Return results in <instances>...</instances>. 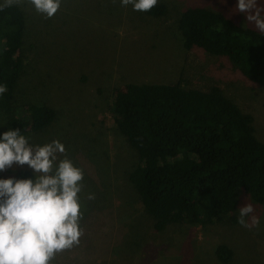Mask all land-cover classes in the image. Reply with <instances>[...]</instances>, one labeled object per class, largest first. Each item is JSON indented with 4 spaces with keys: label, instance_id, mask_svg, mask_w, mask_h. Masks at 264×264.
Listing matches in <instances>:
<instances>
[{
    "label": "rangeland",
    "instance_id": "1",
    "mask_svg": "<svg viewBox=\"0 0 264 264\" xmlns=\"http://www.w3.org/2000/svg\"><path fill=\"white\" fill-rule=\"evenodd\" d=\"M160 3L166 12L154 16L122 7L119 0H62L51 18L38 13L29 0L17 3L27 25L16 104L46 103L57 112L49 127L26 137L32 145L62 142L95 194L94 200L86 196L94 208L86 226L93 225L91 231H85L83 244L58 253L55 264H224L215 255L221 243L233 252L226 264H264V222L249 230L236 219L245 203H252L260 216L264 206L243 189H238L232 217L157 232L129 182L128 171L138 159L110 111L114 91L128 83H179L201 90L216 85L252 115L255 135L264 141V86L248 81L224 56L185 49L178 19L189 6H205L254 25L235 11V0ZM0 122H5L0 132L9 129L5 113L0 112ZM24 169L32 172L26 164L14 163L0 177L16 178Z\"/></svg>",
    "mask_w": 264,
    "mask_h": 264
},
{
    "label": "trees",
    "instance_id": "2",
    "mask_svg": "<svg viewBox=\"0 0 264 264\" xmlns=\"http://www.w3.org/2000/svg\"><path fill=\"white\" fill-rule=\"evenodd\" d=\"M165 12L160 3L146 13ZM26 25L25 12L17 3L0 8V82L7 87L0 97V112L7 116L8 128L21 129L25 136L42 132L57 118L55 108L46 103L16 104L25 67ZM178 28L185 49L224 56L248 81L264 86V35L254 26L205 6H189L182 11ZM110 111L136 153L138 162L128 171V179L155 231L172 225L207 226L232 217L240 188L264 206V141L255 135L252 115L220 87L201 90L179 83H128L114 91ZM31 174L19 170L16 178ZM88 183L84 177L79 194L84 212L82 244L85 231L93 227H86L94 212L86 199ZM215 255L226 264L233 252L221 243Z\"/></svg>",
    "mask_w": 264,
    "mask_h": 264
},
{
    "label": "clouds",
    "instance_id": "3",
    "mask_svg": "<svg viewBox=\"0 0 264 264\" xmlns=\"http://www.w3.org/2000/svg\"><path fill=\"white\" fill-rule=\"evenodd\" d=\"M18 2L0 0V8ZM29 2L38 13L51 18L62 0ZM158 2L119 0L122 7L131 6L138 12H148ZM234 9L264 35V5L260 0H235ZM6 92V85L0 82V97ZM65 153L59 140L32 145L21 129L0 132V172L14 163L26 164L32 170L27 178L0 177V264H52L58 253L79 245L84 215L79 194L84 173ZM87 199L94 200L95 194L89 192ZM236 214L237 223L249 230L258 229L264 222L252 203H245Z\"/></svg>",
    "mask_w": 264,
    "mask_h": 264
}]
</instances>
